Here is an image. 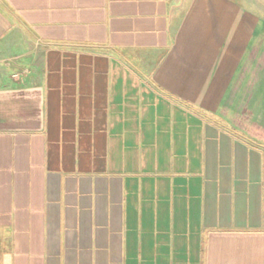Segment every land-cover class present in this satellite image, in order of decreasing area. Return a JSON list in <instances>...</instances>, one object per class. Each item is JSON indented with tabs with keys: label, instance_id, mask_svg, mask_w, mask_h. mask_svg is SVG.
I'll use <instances>...</instances> for the list:
<instances>
[{
	"label": "crops",
	"instance_id": "crops-1",
	"mask_svg": "<svg viewBox=\"0 0 264 264\" xmlns=\"http://www.w3.org/2000/svg\"><path fill=\"white\" fill-rule=\"evenodd\" d=\"M256 3L0 0V264H264Z\"/></svg>",
	"mask_w": 264,
	"mask_h": 264
},
{
	"label": "rangeland",
	"instance_id": "rangeland-1",
	"mask_svg": "<svg viewBox=\"0 0 264 264\" xmlns=\"http://www.w3.org/2000/svg\"><path fill=\"white\" fill-rule=\"evenodd\" d=\"M242 1H244V2L248 1L249 3L250 2H253L254 4H257L256 2H258L259 6H257L256 8H254V5H253V8L255 10H257V11L259 10L260 13H262V11L264 10V0H242Z\"/></svg>",
	"mask_w": 264,
	"mask_h": 264
}]
</instances>
